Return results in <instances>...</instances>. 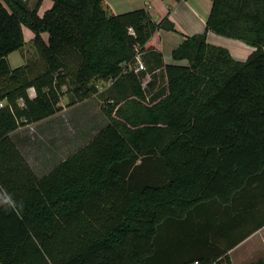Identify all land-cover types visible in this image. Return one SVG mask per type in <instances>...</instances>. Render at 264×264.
<instances>
[{"label":"trees","instance_id":"obj_1","mask_svg":"<svg viewBox=\"0 0 264 264\" xmlns=\"http://www.w3.org/2000/svg\"><path fill=\"white\" fill-rule=\"evenodd\" d=\"M43 1L0 0V264H232L264 227V0H210L204 32L172 52L186 66L149 44L175 32L167 17L104 0H49L39 16ZM23 28L38 62L12 69ZM209 32L255 51L236 61ZM100 81L108 124L36 175L10 134Z\"/></svg>","mask_w":264,"mask_h":264},{"label":"rangeland","instance_id":"obj_2","mask_svg":"<svg viewBox=\"0 0 264 264\" xmlns=\"http://www.w3.org/2000/svg\"><path fill=\"white\" fill-rule=\"evenodd\" d=\"M37 0H26L33 7ZM118 14L143 9V0H107ZM148 2V0H144ZM149 5H146L148 11ZM120 12V13H119ZM43 12L41 13V16ZM25 31V32H24ZM25 28V44L22 50L12 53L7 60L12 69L26 65L27 62H38V55L33 45V35ZM145 66V65H144ZM146 69V67H145ZM104 88L107 82L100 81ZM30 94L33 91L30 90ZM69 95V94H68ZM61 98L62 110L50 120L20 130V150L27 157L35 171L42 174L55 163L70 156L93 138L108 119L102 111L105 100L89 98L75 105L70 104L69 96ZM24 140V139H23ZM3 203L0 194V206ZM233 264H264V228L257 231L250 241L236 247L231 252Z\"/></svg>","mask_w":264,"mask_h":264},{"label":"crops","instance_id":"obj_3","mask_svg":"<svg viewBox=\"0 0 264 264\" xmlns=\"http://www.w3.org/2000/svg\"><path fill=\"white\" fill-rule=\"evenodd\" d=\"M104 4L110 9V11L114 15H119L117 12L114 11L110 2H108L107 0H104ZM147 4L149 5L148 12L154 22L158 23L164 17H167L168 20L174 25V28H175V32H167L164 30L157 31L150 38L149 44L155 49L156 52H159L162 55L164 64L186 66L187 63L185 61H181V62L173 61L171 57L172 52L184 41L185 37L199 35L204 32L205 24H206L208 15L211 10V5H212L211 1L210 0H148V2H145L144 0L142 1V5L144 6V8H146ZM51 6H52L51 1L44 0L42 2L41 8L39 9L38 15L41 16L42 12L44 14V12L50 9ZM27 32L32 34L29 30ZM25 35L26 33H24V37ZM207 42L210 45L227 49L230 55L232 56V58L239 62H244L255 51V48L247 46L239 41L217 36L211 32L207 34ZM140 60H141V57H140ZM135 66L136 64L133 67ZM148 81H149V76L146 77L144 83H147ZM96 88L98 89L97 93L91 98H95L98 101L106 100L108 96V91H107L108 85L103 88L99 84V82H97ZM51 118L46 119L44 121L50 120ZM42 122H39V123H42ZM39 123H36L31 126H35ZM107 124L108 123H106L105 126ZM31 126H27L25 128H28ZM25 128H20L17 131L10 134V138L13 140L18 150L23 155V157L26 159L27 163L29 164V166L32 168V170L34 171L36 175L41 176V175L47 174L48 172H50V170L55 165H57L61 161H64L67 158L66 157L65 159H62L59 162L55 163L52 167L47 169L42 174L36 172L34 167L28 161L27 157L23 154V152H21L19 148L20 144L18 143V141L22 140L23 141L22 143H25V140H26L25 137L23 138L24 140L21 139L22 136L19 135V132L20 130L25 129ZM256 233L250 236L248 239H246L244 242H242L238 246H241L243 243L250 241L253 237H255ZM230 252L228 255L231 260ZM231 263L233 264L232 260H231Z\"/></svg>","mask_w":264,"mask_h":264},{"label":"built area","instance_id":"obj_4","mask_svg":"<svg viewBox=\"0 0 264 264\" xmlns=\"http://www.w3.org/2000/svg\"><path fill=\"white\" fill-rule=\"evenodd\" d=\"M129 33H130V35H134V33H133V31L131 29H129ZM142 71H146V69H145L144 64L140 60V55H138V56H136V66L134 67V72L135 73H138V72H142ZM109 85H110V83H108V86ZM30 96L33 97L34 94H30ZM1 107H3V103H0V108ZM217 262H215L213 264H217ZM194 264H199V263L198 262H195Z\"/></svg>","mask_w":264,"mask_h":264}]
</instances>
